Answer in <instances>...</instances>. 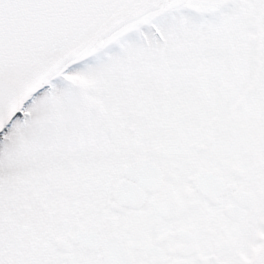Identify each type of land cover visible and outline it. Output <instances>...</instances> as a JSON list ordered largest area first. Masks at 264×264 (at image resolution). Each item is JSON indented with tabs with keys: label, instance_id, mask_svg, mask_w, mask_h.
Returning a JSON list of instances; mask_svg holds the SVG:
<instances>
[{
	"label": "snow or ice",
	"instance_id": "6c2138e0",
	"mask_svg": "<svg viewBox=\"0 0 264 264\" xmlns=\"http://www.w3.org/2000/svg\"><path fill=\"white\" fill-rule=\"evenodd\" d=\"M0 264H264V0H0Z\"/></svg>",
	"mask_w": 264,
	"mask_h": 264
}]
</instances>
